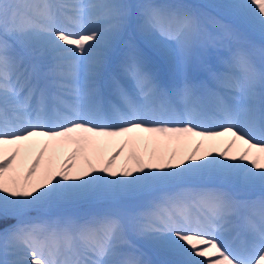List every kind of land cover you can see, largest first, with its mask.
<instances>
[{
  "label": "snow or ice",
  "instance_id": "6c2138e0",
  "mask_svg": "<svg viewBox=\"0 0 264 264\" xmlns=\"http://www.w3.org/2000/svg\"><path fill=\"white\" fill-rule=\"evenodd\" d=\"M191 138L116 170L127 146ZM0 253L264 264V0H0Z\"/></svg>",
  "mask_w": 264,
  "mask_h": 264
},
{
  "label": "bare ground",
  "instance_id": "6f19581e",
  "mask_svg": "<svg viewBox=\"0 0 264 264\" xmlns=\"http://www.w3.org/2000/svg\"><path fill=\"white\" fill-rule=\"evenodd\" d=\"M204 1V0H203ZM146 135V134H142ZM228 137L216 140V141H205L201 153L206 151H211L213 155H218L219 152L223 151L228 144ZM124 138L117 139H105L97 147L95 152L90 153L89 158L93 163H99L106 161L110 156H112L122 145ZM199 142V138L183 139L180 141H166L161 139L159 142L154 141H141L136 145H130L125 147L123 155L116 161V170H119L128 159L129 155L135 153L138 156H142L147 159L148 154L155 151L158 155H164L165 157L170 156L173 152H176L179 156L186 157L191 154ZM242 146L238 145L232 154H237L241 150ZM72 147H66L60 151V160H65L72 152ZM35 153H33V156ZM30 159L25 163V169L27 164L30 163ZM47 159V157H46ZM59 158L56 161L57 168L60 166L58 164ZM79 166H83V161H77ZM193 212L196 209H192ZM2 253H0V261H2Z\"/></svg>",
  "mask_w": 264,
  "mask_h": 264
},
{
  "label": "rangeland",
  "instance_id": "374dc122",
  "mask_svg": "<svg viewBox=\"0 0 264 264\" xmlns=\"http://www.w3.org/2000/svg\"><path fill=\"white\" fill-rule=\"evenodd\" d=\"M184 1L187 2V3H201L202 2L201 0H184ZM59 153H58V155H59ZM60 163H62L61 160L58 161V164H60Z\"/></svg>",
  "mask_w": 264,
  "mask_h": 264
}]
</instances>
